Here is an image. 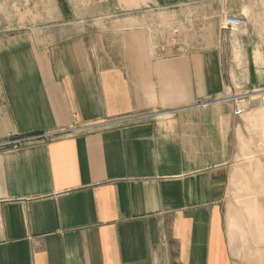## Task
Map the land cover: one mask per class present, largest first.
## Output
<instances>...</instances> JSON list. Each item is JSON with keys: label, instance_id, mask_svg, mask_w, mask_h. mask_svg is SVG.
<instances>
[{"label": "crops", "instance_id": "obj_1", "mask_svg": "<svg viewBox=\"0 0 264 264\" xmlns=\"http://www.w3.org/2000/svg\"><path fill=\"white\" fill-rule=\"evenodd\" d=\"M4 1L0 139L84 129L0 149V264H264V108L220 101L264 90V0ZM156 11L202 17L200 49L108 22Z\"/></svg>", "mask_w": 264, "mask_h": 264}, {"label": "rangeland", "instance_id": "obj_2", "mask_svg": "<svg viewBox=\"0 0 264 264\" xmlns=\"http://www.w3.org/2000/svg\"><path fill=\"white\" fill-rule=\"evenodd\" d=\"M28 1L27 0H15V1H10V3H12V9L14 5L17 8H19V10L16 9L17 13H19V11L22 10L23 8V13H26V14H23V16L28 15L26 16V18L28 22L30 23L33 22L32 20H36V19L39 20V22H41L42 18H45L47 15H48V17H46L47 20L51 18H55L51 16L52 13L54 12V5L52 4V2L45 1L44 11L46 15L42 17L40 15H36V13L35 15L32 16L34 12L38 11V8L39 6H41L42 2L40 0H30L29 3L32 5L29 4V7H28ZM4 2H5L4 0H0V5L4 4ZM10 3L7 6L8 9H6L7 13H9L11 9ZM3 10L5 12V9ZM156 13L158 12L156 11ZM138 15H135V16H138ZM139 16H140V19H139L140 21L138 19H133V17L122 16V17H118L116 19L110 20L108 22L114 23L115 21H122L124 19L123 23L125 24L126 28H133V27H146L147 28L148 27L152 31V35L154 36L155 41H156V45L154 47L155 56L160 59L169 58V57H177L180 55H187L181 52V49H183L185 46L190 48V52H196L197 50L200 49L199 41L201 39H199V36L202 35L203 26L198 25V23L200 24L204 22L202 17H198L195 15L189 16L186 14L183 16H179L177 18L176 17L169 18L166 14H163V13L162 14L158 13L157 15L150 14V15H139ZM229 17H230L229 15L223 14L222 17L218 21V25L219 26L221 25L222 30L224 31L230 29L228 26H226L228 25L226 24V21ZM16 19L18 18L14 16V14L13 16L11 15L4 16L3 14H0V35L16 34L17 32L15 31L11 32V30L8 29V25H7L8 23L10 24L12 21L16 23ZM93 23H95L96 26H98L97 24H99L100 22L94 21ZM92 25H93L92 28L88 27L89 30L96 29L94 24ZM79 33L84 34L86 32H79ZM65 34L68 35L72 33H70L69 31H66ZM94 34L99 35L100 33L96 32ZM57 35H59L58 32H56V36ZM173 37L176 38L177 44L179 45L178 48H170V46L168 45L169 39ZM262 210L264 211L263 208ZM260 234H262V237L260 239H262V241L264 242V226L260 229ZM263 261H264V257H263Z\"/></svg>", "mask_w": 264, "mask_h": 264}, {"label": "built area", "instance_id": "obj_3", "mask_svg": "<svg viewBox=\"0 0 264 264\" xmlns=\"http://www.w3.org/2000/svg\"><path fill=\"white\" fill-rule=\"evenodd\" d=\"M226 26L229 28L235 24V21L232 17H229L226 21ZM227 28V27H225ZM170 48H178L176 38H170L169 44ZM183 54H188L190 48L185 46L181 49ZM222 102L230 103L233 106V116L241 117L246 111L253 108H264V90L254 91V92H245L233 95H225L220 100ZM142 116L130 117L128 119H121L116 121H107L103 125L106 127L113 126L115 124L122 123L126 120L141 118ZM102 125V126H103ZM83 127H74L69 131H46L40 134L31 135V136H20L16 134L7 133L3 138L0 139V149H18L28 145H34L38 143H49L58 140L64 135H68L70 132L82 131Z\"/></svg>", "mask_w": 264, "mask_h": 264}, {"label": "bare ground", "instance_id": "obj_4", "mask_svg": "<svg viewBox=\"0 0 264 264\" xmlns=\"http://www.w3.org/2000/svg\"><path fill=\"white\" fill-rule=\"evenodd\" d=\"M258 206V205H257ZM253 207V208H249L248 213L250 214V216L257 218V219H264V211L262 210V208L260 207ZM246 209V208H245ZM239 223V222H236ZM235 225V224H234ZM237 226V225H236ZM238 228V227H236Z\"/></svg>", "mask_w": 264, "mask_h": 264}]
</instances>
